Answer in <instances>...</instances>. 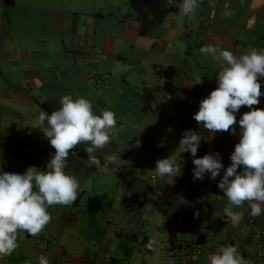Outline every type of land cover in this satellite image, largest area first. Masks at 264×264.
Listing matches in <instances>:
<instances>
[{"label":"crops","instance_id":"0c3cea01","mask_svg":"<svg viewBox=\"0 0 264 264\" xmlns=\"http://www.w3.org/2000/svg\"><path fill=\"white\" fill-rule=\"evenodd\" d=\"M181 5L14 0L7 6L0 0L3 171L47 170L55 149L31 126L42 110H57L64 95L84 97L95 114L111 110L117 117L115 137L93 153L99 164L89 159L87 144L70 151L65 172L80 184L76 201L51 206L52 221L38 236L19 232L17 249L0 264H39L41 257L49 264H209L226 245L249 264H264V211L253 217L245 203L232 207L237 220L227 219L220 177L194 180L191 153L178 149L185 130H196L197 158L220 152L230 165L239 136L213 134L193 119L219 71L199 50L216 45L237 57L264 50V0H201L187 16ZM196 75L202 84L194 85ZM254 107L264 108V95ZM249 110L241 107L237 120ZM171 155L181 174L160 178L156 162ZM150 240L155 251L147 248Z\"/></svg>","mask_w":264,"mask_h":264},{"label":"clouds","instance_id":"9594fccd","mask_svg":"<svg viewBox=\"0 0 264 264\" xmlns=\"http://www.w3.org/2000/svg\"><path fill=\"white\" fill-rule=\"evenodd\" d=\"M200 2L182 0L180 11L190 15ZM222 15L227 17L231 12L225 11ZM199 51L204 57L210 56L219 71L216 88L200 101L193 119L213 134L238 135L239 142L235 144L229 157L231 163L226 168L220 152L197 158L202 138L196 130H185L178 149L180 153H191L195 165L192 170L194 180L202 181L206 174H210L213 181L220 177L218 188L228 200V206L224 208L227 219L237 220L238 214L232 207H243L245 203L253 217L259 216L264 211V108L254 106L264 95L261 91L264 50L252 48L239 57L216 45L202 46ZM194 79V85L203 83L200 75ZM59 103L60 107L51 114L42 110L31 126L39 129L55 149L46 162L47 170L29 167L26 172L17 174L3 171L0 165V258L17 249L19 232L36 237L45 230L52 221L51 206H67L76 201L80 184L73 175L65 172L70 151L78 144H87L85 152L89 159L99 164L93 153L103 149L116 135L117 117L113 111L104 110L97 115L91 101L84 97L74 99L71 94L61 97ZM241 107L250 110L237 120L236 114ZM140 143L137 140L135 146ZM106 160L112 162L114 157L108 156ZM155 171L160 178L175 177L181 174V167L171 155L158 160ZM154 244L155 241L150 240L147 248L155 251ZM39 264H49V261L41 257ZM209 264L249 262L236 246L226 245L211 255Z\"/></svg>","mask_w":264,"mask_h":264},{"label":"trees","instance_id":"16d2710c","mask_svg":"<svg viewBox=\"0 0 264 264\" xmlns=\"http://www.w3.org/2000/svg\"><path fill=\"white\" fill-rule=\"evenodd\" d=\"M4 2H5V4H6L7 6H11V5H13L14 0H4Z\"/></svg>","mask_w":264,"mask_h":264},{"label":"built area","instance_id":"2783aa9c","mask_svg":"<svg viewBox=\"0 0 264 264\" xmlns=\"http://www.w3.org/2000/svg\"><path fill=\"white\" fill-rule=\"evenodd\" d=\"M99 86H101V81H99ZM160 159V158H159ZM150 179L152 180V181H155L156 180V176H151L150 177ZM184 244V243H183ZM198 252H200V250H198Z\"/></svg>","mask_w":264,"mask_h":264}]
</instances>
